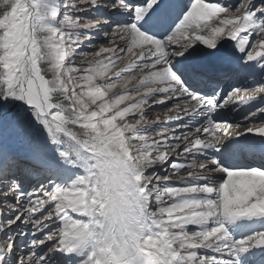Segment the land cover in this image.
Segmentation results:
<instances>
[{
    "label": "snow or ice",
    "instance_id": "1",
    "mask_svg": "<svg viewBox=\"0 0 264 264\" xmlns=\"http://www.w3.org/2000/svg\"><path fill=\"white\" fill-rule=\"evenodd\" d=\"M0 264H264V0H0Z\"/></svg>",
    "mask_w": 264,
    "mask_h": 264
},
{
    "label": "rangeland",
    "instance_id": "2",
    "mask_svg": "<svg viewBox=\"0 0 264 264\" xmlns=\"http://www.w3.org/2000/svg\"><path fill=\"white\" fill-rule=\"evenodd\" d=\"M235 3H239L241 2V0H234ZM103 33H101V38L100 39H97L94 41V44L95 45H99L100 43H103ZM79 63V61H77ZM123 66V64H121V67ZM258 78V77H257ZM258 85H255V84H252L251 80H249L248 82V91L251 92L253 88L257 87ZM170 106V105H169ZM165 111L164 108H160V107H155L153 108V111L152 112H149L148 115L149 117H155L156 115H161V118H163V112ZM175 125H170V127H174ZM251 126V125H249ZM242 131V129H241Z\"/></svg>",
    "mask_w": 264,
    "mask_h": 264
},
{
    "label": "bare ground",
    "instance_id": "3",
    "mask_svg": "<svg viewBox=\"0 0 264 264\" xmlns=\"http://www.w3.org/2000/svg\"><path fill=\"white\" fill-rule=\"evenodd\" d=\"M237 119H239V117H237Z\"/></svg>",
    "mask_w": 264,
    "mask_h": 264
}]
</instances>
